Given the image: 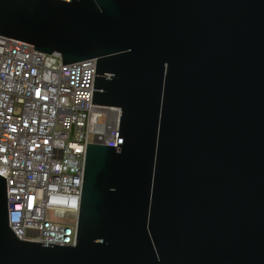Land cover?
<instances>
[{
  "label": "water",
  "instance_id": "95a60500",
  "mask_svg": "<svg viewBox=\"0 0 264 264\" xmlns=\"http://www.w3.org/2000/svg\"><path fill=\"white\" fill-rule=\"evenodd\" d=\"M0 35L94 57L72 245L18 239L0 175V264H264V0H0Z\"/></svg>",
  "mask_w": 264,
  "mask_h": 264
},
{
  "label": "built area",
  "instance_id": "2783aa9c",
  "mask_svg": "<svg viewBox=\"0 0 264 264\" xmlns=\"http://www.w3.org/2000/svg\"><path fill=\"white\" fill-rule=\"evenodd\" d=\"M0 35V175L21 240L72 245L84 143L114 145L119 106L89 102L94 57Z\"/></svg>",
  "mask_w": 264,
  "mask_h": 264
}]
</instances>
